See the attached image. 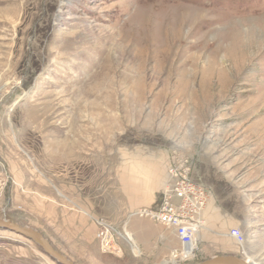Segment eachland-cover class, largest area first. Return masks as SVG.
<instances>
[{"label":"rangeland","instance_id":"1","mask_svg":"<svg viewBox=\"0 0 264 264\" xmlns=\"http://www.w3.org/2000/svg\"><path fill=\"white\" fill-rule=\"evenodd\" d=\"M180 163L264 264V0H0V218L77 264H172L132 246L142 207L118 203L157 200ZM0 264L58 263L0 228Z\"/></svg>","mask_w":264,"mask_h":264},{"label":"built area","instance_id":"2","mask_svg":"<svg viewBox=\"0 0 264 264\" xmlns=\"http://www.w3.org/2000/svg\"><path fill=\"white\" fill-rule=\"evenodd\" d=\"M188 172L189 168L185 166V163L170 167L168 182L160 190L155 204L142 207L133 213L148 218L167 229H172L180 244L185 248L195 240L193 238L204 226L202 212L209 195L208 189L192 181ZM1 193L0 187V195ZM97 223L104 226L103 231L98 235L102 247L110 252H120L119 246L114 243L112 225L100 221ZM229 236H232L238 244L244 241L243 233L238 228L230 229Z\"/></svg>","mask_w":264,"mask_h":264},{"label":"crops","instance_id":"3","mask_svg":"<svg viewBox=\"0 0 264 264\" xmlns=\"http://www.w3.org/2000/svg\"><path fill=\"white\" fill-rule=\"evenodd\" d=\"M72 198V197H71ZM155 198V199H154ZM154 199V200H153ZM156 196L153 192L152 197L150 198V203H118L119 207H150L155 204ZM211 201V200H210ZM209 201V202H210ZM76 202V201H75ZM154 202V203H153ZM75 205H80V203H71ZM129 205V206H128ZM213 205V204H212ZM212 205L209 203L204 208L202 212V218L206 221V224L211 228L204 229L199 234V241L196 246L194 256L192 259H196L195 263L204 261L213 256L219 255H233L236 256V252L232 250V244L230 246L229 242L224 240V237L221 233L225 229V225L222 224L225 220L222 218L219 213L212 211ZM91 207V203H90ZM132 216V217H131ZM127 217L125 214V219H129L127 222L126 231L130 234L132 239L138 244V247L142 251V254L148 258L161 259L162 262H174L170 261V256L172 257L173 252L179 246V249H182V246L172 229H167L164 226L153 222L148 218H141L131 215ZM58 217V215H57ZM131 217V218H130ZM66 218H63L61 221L63 224H68L65 222ZM71 220V219H70ZM71 223V222H70ZM72 224V223H71ZM224 225V226H223ZM95 233V230L93 229ZM169 259V260H168ZM178 259H180L178 257ZM186 260V259H184Z\"/></svg>","mask_w":264,"mask_h":264},{"label":"water","instance_id":"4","mask_svg":"<svg viewBox=\"0 0 264 264\" xmlns=\"http://www.w3.org/2000/svg\"><path fill=\"white\" fill-rule=\"evenodd\" d=\"M0 228L9 230L14 232L18 235H21L31 241H33L42 251L50 257L52 260L57 262L58 264H77L74 261L70 260L67 256L60 253L56 250L50 241L43 236L41 232L38 230L29 227V226H22L19 223L10 221L5 218H0ZM180 261H184L180 259ZM196 264H253L250 261H247L244 258H240L238 256L233 255H219L213 256L209 259L204 261L198 262Z\"/></svg>","mask_w":264,"mask_h":264},{"label":"bare ground","instance_id":"5","mask_svg":"<svg viewBox=\"0 0 264 264\" xmlns=\"http://www.w3.org/2000/svg\"><path fill=\"white\" fill-rule=\"evenodd\" d=\"M184 21V20H183ZM145 25V24H144ZM121 28V27H120ZM139 31V30H138ZM181 32V31H180ZM130 33V32H129ZM138 33V32H137ZM149 33V32H148ZM187 34V33H186ZM134 37V36H133ZM148 42V41H147ZM183 43V42H182ZM174 44V43H173ZM208 44V43H207ZM204 220V219H203ZM23 226V225H22ZM130 238H131V236L130 235H128ZM131 240H132V238H131ZM132 242H133V240H132ZM134 243V242H133ZM248 261V260H247Z\"/></svg>","mask_w":264,"mask_h":264}]
</instances>
